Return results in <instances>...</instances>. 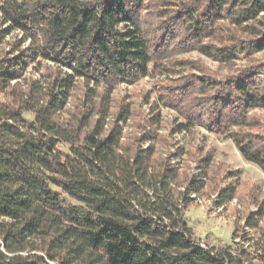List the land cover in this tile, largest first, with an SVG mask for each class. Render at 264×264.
I'll list each match as a JSON object with an SVG mask.
<instances>
[{"label":"trees","instance_id":"1","mask_svg":"<svg viewBox=\"0 0 264 264\" xmlns=\"http://www.w3.org/2000/svg\"><path fill=\"white\" fill-rule=\"evenodd\" d=\"M160 2L0 0L9 25L0 27V264H264L263 208L247 220L255 244L239 247L235 229L233 244L201 246L186 213L202 179H180L143 138L121 140L132 105H120L106 129L115 89L168 72L172 54L244 59L237 75L220 80L201 68L158 92L185 117L178 132L209 125L264 173V134L250 118L264 110V65L253 59L264 52V0ZM16 31L22 38L1 48ZM41 61L68 72L47 67L45 86L27 79ZM78 94L88 108L68 109Z\"/></svg>","mask_w":264,"mask_h":264},{"label":"rangeland","instance_id":"2","mask_svg":"<svg viewBox=\"0 0 264 264\" xmlns=\"http://www.w3.org/2000/svg\"><path fill=\"white\" fill-rule=\"evenodd\" d=\"M163 0H156L159 5ZM162 9V6H159ZM8 28L0 18V27ZM22 38L19 31L13 32L6 38V45L1 48L9 50L11 43ZM29 42L24 44L28 47ZM254 60L264 65V52L254 55ZM176 61H186L187 64L179 65ZM169 68L168 72L157 73L154 77H147L133 85L121 83L112 94L113 108L107 119L106 129H111L115 124V113L120 105H132V116L126 123H119L123 142L132 138L145 139L140 141L144 149L154 145L157 157L166 160L179 174L180 179L189 182L192 178L202 179L204 188L199 194H192V205L188 208L186 217L189 227L194 232L195 240L205 248H220L233 244V232L238 231L235 241L239 247L256 243V230L247 226L251 215L257 216L258 224L264 227V173L256 165L247 162L240 154L234 142L211 130L209 125H194L191 130L178 132L177 126L186 123L185 117L167 100L160 99L159 88L175 87L186 83L191 78L200 75L201 68L212 72L222 80L249 66L247 60L241 59L228 66L212 60L196 51L174 53L171 58L164 60ZM37 65V66H36ZM37 67V68H36ZM47 67L68 72L64 67H58L50 61H41L25 72L27 79L39 81L45 86V79L41 72ZM24 89L27 88L22 82ZM167 96H165V99ZM84 99L78 94L68 105V109L85 110ZM67 115H61L65 120ZM251 119L257 121V130L264 134V110H254ZM158 123L154 124L153 120ZM154 124V125H153ZM151 133L153 139L146 136ZM179 151V153H177ZM178 154V155H176ZM210 158L207 163L204 161ZM205 172L207 175H203ZM231 188L235 189L232 200L220 205V196ZM181 190H185L181 187ZM248 234V236H247ZM246 236V237H245Z\"/></svg>","mask_w":264,"mask_h":264}]
</instances>
